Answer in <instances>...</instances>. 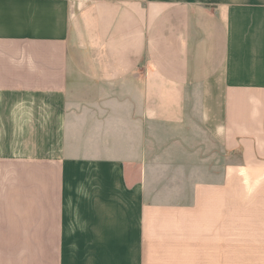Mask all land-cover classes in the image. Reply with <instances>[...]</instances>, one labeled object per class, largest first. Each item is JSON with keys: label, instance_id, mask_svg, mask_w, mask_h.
Instances as JSON below:
<instances>
[{"label": "crops", "instance_id": "crops-1", "mask_svg": "<svg viewBox=\"0 0 264 264\" xmlns=\"http://www.w3.org/2000/svg\"><path fill=\"white\" fill-rule=\"evenodd\" d=\"M0 264H264V0H0Z\"/></svg>", "mask_w": 264, "mask_h": 264}]
</instances>
